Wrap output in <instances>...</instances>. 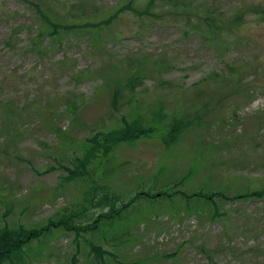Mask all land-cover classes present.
Listing matches in <instances>:
<instances>
[{"label":"rangeland","instance_id":"374dc122","mask_svg":"<svg viewBox=\"0 0 264 264\" xmlns=\"http://www.w3.org/2000/svg\"><path fill=\"white\" fill-rule=\"evenodd\" d=\"M157 1L0 0V225L40 226L75 203L87 207L91 182L131 201L93 232L54 228L25 264H264V195L216 197L218 214L192 195L264 187V0H192L231 23L215 43ZM35 5L71 25L57 28L60 42L39 39L41 51L30 42L40 29ZM215 74L222 84L210 83ZM138 77L132 90L126 82ZM159 103L199 124L169 147L160 130L120 142L102 165L64 182L62 167L87 136ZM6 114L17 121L12 134ZM142 189L170 196L132 202ZM89 242L115 258L100 260Z\"/></svg>","mask_w":264,"mask_h":264},{"label":"trees","instance_id":"16d2710c","mask_svg":"<svg viewBox=\"0 0 264 264\" xmlns=\"http://www.w3.org/2000/svg\"><path fill=\"white\" fill-rule=\"evenodd\" d=\"M153 3L154 0H149L147 6ZM158 7L164 12L168 11L172 13L178 22L183 21L186 32H198L203 39L212 41L213 43L225 41L227 39L224 35V30L226 27H231V23H228V21L211 6L198 4L196 1L192 0H159ZM35 12L39 18L40 29L37 30L35 38L32 37V39H30V42L32 47H37V49L41 51L38 47L40 44L39 39L41 41L46 34L50 37H58L56 40L60 42V36H56L58 34L57 28L69 29L71 25L54 23L50 19L48 13L38 5H35ZM146 12L147 11H145V13ZM239 15L241 16V14L237 13L231 21L237 20ZM153 16L159 17V15L156 14ZM44 25H49L50 27V30L46 33H44V29L41 27ZM139 80V77L128 79L126 84L134 90L135 84ZM222 82V79L216 78L215 74V77L210 83L222 84ZM158 105L159 107H156L155 110L150 109L145 113H137L129 119L122 116L120 126L107 130L98 129L87 136L81 152L73 156L69 162V166L62 167L63 170L66 171V175L63 177L64 182L69 183L86 176L94 164L102 165V162L108 158L114 146L120 142L152 136L156 130H160L161 132L164 131V136L161 138L162 144L165 147H169L181 137L185 130L199 124V122L190 119L186 114L184 115L181 109L170 112L166 111L161 103ZM5 109L6 108H2V112ZM2 121L4 123V125H2L7 133L12 134L16 132L14 127L17 121H15L10 114L3 116ZM9 122H11V124ZM98 182L99 181H97V183L94 182V184L91 182V185H87L86 190L83 192L82 201L89 203L87 207H81V203H75L72 207L61 212L55 218H49L40 226H28L20 223L16 225L9 223L0 225V264H25L26 257L32 248V244L37 243L41 237L50 233L54 228L73 231L77 237L81 232H93L97 230V225L99 223L108 222L110 224L113 218L121 217L128 209L131 201H126L124 197L111 186L100 185ZM175 188L176 186L172 185L171 190H175ZM174 192L179 193L181 197H188V195L181 190H175ZM173 194L175 193H172V195ZM192 195L202 197L205 201L212 203L216 208V214H218L215 203L216 197L223 200L241 197H261L264 195V187L255 190H247L235 194L232 197L226 195L222 191L206 193L200 191ZM143 196L155 198L170 196V194L163 189L154 192L148 189H142L134 192L131 200L133 202V200H137ZM104 237L105 236L102 238ZM89 246L100 260L103 254H108L113 257L112 253L104 250L100 251V247L94 245L92 242H89ZM118 263L130 264L123 262Z\"/></svg>","mask_w":264,"mask_h":264}]
</instances>
